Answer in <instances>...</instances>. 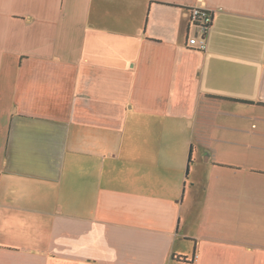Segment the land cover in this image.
I'll list each match as a JSON object with an SVG mask.
<instances>
[{
    "label": "crops",
    "instance_id": "0c3cea01",
    "mask_svg": "<svg viewBox=\"0 0 264 264\" xmlns=\"http://www.w3.org/2000/svg\"><path fill=\"white\" fill-rule=\"evenodd\" d=\"M0 264H264V0H0Z\"/></svg>",
    "mask_w": 264,
    "mask_h": 264
},
{
    "label": "built area",
    "instance_id": "2783aa9c",
    "mask_svg": "<svg viewBox=\"0 0 264 264\" xmlns=\"http://www.w3.org/2000/svg\"><path fill=\"white\" fill-rule=\"evenodd\" d=\"M188 18L199 32V35L189 36L188 45L203 51L207 48L205 35L211 27L213 10L203 6H191L188 8Z\"/></svg>",
    "mask_w": 264,
    "mask_h": 264
},
{
    "label": "trees",
    "instance_id": "16d2710c",
    "mask_svg": "<svg viewBox=\"0 0 264 264\" xmlns=\"http://www.w3.org/2000/svg\"><path fill=\"white\" fill-rule=\"evenodd\" d=\"M190 160V159H189Z\"/></svg>",
    "mask_w": 264,
    "mask_h": 264
}]
</instances>
